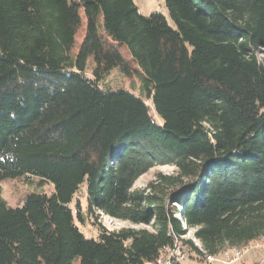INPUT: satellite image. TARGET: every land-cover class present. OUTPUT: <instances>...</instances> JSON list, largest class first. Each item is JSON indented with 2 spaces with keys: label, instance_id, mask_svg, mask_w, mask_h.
<instances>
[{
  "label": "trees",
  "instance_id": "obj_1",
  "mask_svg": "<svg viewBox=\"0 0 264 264\" xmlns=\"http://www.w3.org/2000/svg\"><path fill=\"white\" fill-rule=\"evenodd\" d=\"M165 6L172 25L133 0H0V184L52 186L16 207L0 187V264H154L175 244L204 264L264 238V0ZM97 213L147 229L87 238L75 220Z\"/></svg>",
  "mask_w": 264,
  "mask_h": 264
},
{
  "label": "rangeland",
  "instance_id": "obj_2",
  "mask_svg": "<svg viewBox=\"0 0 264 264\" xmlns=\"http://www.w3.org/2000/svg\"><path fill=\"white\" fill-rule=\"evenodd\" d=\"M134 4L136 5L139 13L143 16H148L151 13H160L162 14L169 25H172V22L168 16V11L165 6V0H133ZM83 17V14H81ZM84 18V17H83ZM82 34L84 32V26L82 28ZM81 34V33H79ZM81 34V36H82ZM80 36V35H79ZM80 38H78L79 40ZM80 41V40H79ZM89 72V71H88ZM108 87L112 90L116 89H124L133 93L134 95L139 96V84L135 79H126L121 77L117 72L113 71L107 79ZM152 117L155 118L154 113L151 111ZM158 121V119L156 118ZM175 172L174 168L167 167V166H160L154 167L149 170L147 173L142 175L134 184L133 190L142 189L147 186L148 183L155 180L157 175H172ZM1 187V197L3 200L7 202L10 207H16L19 199L24 196L28 192H36V193H44L48 194L52 190V186L48 184L37 185L36 180H32L31 182H27L24 180H7L0 184ZM79 200L81 208H85V196L83 194H79ZM75 199L72 202V207H74ZM179 210L178 207H176ZM76 226L78 227L79 231L87 238H96L97 235V227H103L106 230L114 231L119 230L122 228H145L146 226H132L129 223L121 222L117 220H112L102 214L97 213V218H92L86 224H81L77 220H75ZM92 223L94 225H92ZM194 230H186L185 229V239H193ZM242 249V250H241ZM240 250L234 251L229 250L228 252L231 254H240V258L242 261H246L250 264H264V241L263 239L252 242L245 248H241ZM182 264H193V262L189 259H185ZM217 264V263H215Z\"/></svg>",
  "mask_w": 264,
  "mask_h": 264
},
{
  "label": "built area",
  "instance_id": "obj_3",
  "mask_svg": "<svg viewBox=\"0 0 264 264\" xmlns=\"http://www.w3.org/2000/svg\"><path fill=\"white\" fill-rule=\"evenodd\" d=\"M264 241V238H263ZM241 249V248H240ZM240 249H232L234 251ZM242 250V249H241ZM240 254H231L228 251L224 252L220 257L207 256L205 258L204 264H237L241 259H239ZM186 258V252L182 251L178 244H175L172 249H166L161 252L159 258L154 264H170L172 260L177 262H182Z\"/></svg>",
  "mask_w": 264,
  "mask_h": 264
},
{
  "label": "crops",
  "instance_id": "obj_4",
  "mask_svg": "<svg viewBox=\"0 0 264 264\" xmlns=\"http://www.w3.org/2000/svg\"><path fill=\"white\" fill-rule=\"evenodd\" d=\"M242 263H245V264H250V263H248V262H246V261H243ZM193 264H196L195 262H193ZM215 264V263H214ZM217 264H219V263H217ZM238 264V263H237Z\"/></svg>",
  "mask_w": 264,
  "mask_h": 264
}]
</instances>
